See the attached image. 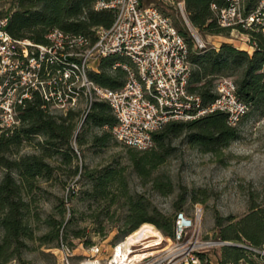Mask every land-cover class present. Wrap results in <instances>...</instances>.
I'll return each instance as SVG.
<instances>
[{
  "label": "trees",
  "instance_id": "16d2710c",
  "mask_svg": "<svg viewBox=\"0 0 264 264\" xmlns=\"http://www.w3.org/2000/svg\"><path fill=\"white\" fill-rule=\"evenodd\" d=\"M95 1L12 0L10 9L4 14L10 18L7 31L14 39H27L37 44H44L45 36L55 29L94 40V29L109 28L114 18L112 12H95ZM256 2L243 0L245 11H252ZM212 4L223 6L224 0H184L187 19L202 35L225 36L230 30L218 27L211 10ZM180 33L185 37V33ZM241 33L247 35L255 45L251 54L227 43L218 49H195L192 41L187 42L192 66L188 91L198 95L204 103H210L214 98L215 82L230 78L235 83L237 97L249 106L247 115L264 116V35L254 29L241 30ZM117 62L128 63L120 56L102 59L98 72L90 73V79L100 87L112 90L122 88L126 73L120 68L112 70ZM79 117L78 108L65 115H51L43 108L40 99L35 97L19 113V125L11 131L0 133V264H11L13 261L27 264L22 254L29 249L28 243L34 241L40 245L55 243L56 249L64 244L60 234L64 225L63 201L55 208L60 221L52 216L42 219L35 207L36 194L42 192L41 184L52 180L57 173L65 172V169L54 167L49 161L58 158L61 165L71 166L77 162L79 148L88 142L93 147H105L113 137L111 129L116 124L108 105L101 102L91 105L77 130ZM237 127H229L226 116L219 113L194 122L169 123L153 135V147L136 152L139 157L131 155L130 162L139 177L147 179L151 171L171 156L172 142L181 136L185 137L188 146L200 153L219 156L238 139ZM93 129L100 130L101 134L94 135L91 133ZM89 133L88 141L86 137ZM25 146L33 147L37 153L21 154ZM128 151L130 154L134 152L131 149ZM69 170L72 176L79 174L81 179L89 182L86 191L88 201H105L111 207L125 199L122 204L127 212L117 220L122 237L126 238L140 226L149 223L163 236L173 239L174 220L152 208L141 195H130L121 170L108 168L99 175L83 172L77 165ZM153 188L164 194L167 186L154 182ZM241 190L244 189L241 187ZM244 191L247 199L244 215H214L213 238L228 243L219 249V264H264V256L252 251H264V185L260 189L250 185ZM191 202H198V199L192 196ZM175 210L182 212V206L175 207ZM107 218L112 220L113 215ZM39 225L48 230L37 237L35 232Z\"/></svg>",
  "mask_w": 264,
  "mask_h": 264
},
{
  "label": "built area",
  "instance_id": "2783aa9c",
  "mask_svg": "<svg viewBox=\"0 0 264 264\" xmlns=\"http://www.w3.org/2000/svg\"><path fill=\"white\" fill-rule=\"evenodd\" d=\"M188 24L184 0H171ZM95 12H112L113 23L94 29V40L84 35L52 30L44 44L14 39L7 31L10 18L0 16V133L19 125V113L35 97L43 108L62 115L74 111L82 101L86 114L94 102L108 105L116 124L113 138L125 147L147 151L153 147V135L169 123H189L208 115L226 116L227 125L237 127L249 112V106L236 95L232 79L215 82L210 103L190 94L188 82L192 71L184 36L156 6H144L142 0H96ZM219 28L252 30L264 35V0H257L246 12L243 0H224L223 6L211 5ZM253 51L255 45L242 33ZM194 48L206 45L193 35ZM120 56L128 63L117 62L112 70L126 73L122 88L112 90L96 85L89 77L98 72L102 59ZM86 116V115H85ZM202 208L193 214L177 213L174 218L173 245L165 255H149L128 264H219L209 261L208 252L228 243L205 240L201 236ZM116 248V247H115ZM114 248V249H115ZM58 251L63 264H73V252L61 244ZM181 261L174 262V252ZM264 256V251L253 250ZM90 256L76 264H102L100 245L88 249ZM106 264H115L112 257Z\"/></svg>",
  "mask_w": 264,
  "mask_h": 264
},
{
  "label": "rangeland",
  "instance_id": "374dc122",
  "mask_svg": "<svg viewBox=\"0 0 264 264\" xmlns=\"http://www.w3.org/2000/svg\"><path fill=\"white\" fill-rule=\"evenodd\" d=\"M144 6L154 5L164 15L169 17L175 28L185 33L186 41H192L193 35L198 36L207 48L218 49L223 43L244 46L245 37L239 31H229L225 36L202 35L189 26L181 17L176 6L171 0H142ZM12 0L0 2V15H4L11 7ZM188 20V19H187ZM48 110V109H47ZM80 117L77 130L86 117V109L81 101L78 106ZM51 115H62L56 110L49 109ZM239 137L230 146L223 150L219 156L202 154L186 144L184 136L172 143L171 156L156 170L151 171L147 179H141L130 162V156L136 155L140 150L127 148L118 143L113 137L105 147H93L89 142L79 148L77 162L69 165H61L60 160H50L54 167H60L65 172H59L48 182L42 183V192L36 194L37 211L42 219L52 216L60 221L61 217L56 213L57 205L64 203V225L61 228V236L64 245L73 252L72 263L90 256L88 249L94 245H100L102 249L99 259L102 264L114 254L113 249L125 237H122V229L117 221L127 212V208L121 203L108 207V202L88 201L86 191L89 182L81 179L79 174L72 176L69 169L77 165L83 172L99 175L108 168L122 171L123 178L128 185L130 195H141L146 202L157 209L162 215L174 220L178 211L175 207L182 206V212L191 216L196 205L202 208V220L200 225L201 236L205 240H213L214 215L223 217L233 215L241 217L246 213V191L252 185L260 189L264 185V116L257 114L246 115L237 127ZM94 135H100L101 131L93 129ZM90 133L87 135L89 141ZM38 141V139L36 140ZM129 149L133 150L129 153ZM37 153L31 146H25L21 154ZM154 182L167 186L166 192L160 193L153 188ZM241 187L244 190H241ZM72 193H74L72 195ZM198 199L192 203L191 197ZM113 215L112 220L107 216ZM67 224V225H66ZM158 233L157 239H150L132 248L135 253L153 252V255L162 257L165 251L174 247L173 240ZM48 230L43 225L38 226L35 232L37 237ZM77 234V236H76ZM29 249L24 251L22 259L27 264H63L61 253L56 249L55 243L40 245L34 241L28 243ZM220 248L208 252L209 259L216 263L215 252ZM174 262L181 261L179 252H174ZM217 261V260H216ZM11 264H17L13 261Z\"/></svg>",
  "mask_w": 264,
  "mask_h": 264
},
{
  "label": "bare ground",
  "instance_id": "6f19581e",
  "mask_svg": "<svg viewBox=\"0 0 264 264\" xmlns=\"http://www.w3.org/2000/svg\"><path fill=\"white\" fill-rule=\"evenodd\" d=\"M158 233L152 226L144 224L140 226L135 232L127 236L118 247L113 249L114 254L111 256L115 264H128L152 255L153 252L135 253L132 248L142 242L150 239H157Z\"/></svg>",
  "mask_w": 264,
  "mask_h": 264
},
{
  "label": "crops",
  "instance_id": "0c3cea01",
  "mask_svg": "<svg viewBox=\"0 0 264 264\" xmlns=\"http://www.w3.org/2000/svg\"><path fill=\"white\" fill-rule=\"evenodd\" d=\"M213 37H215V36H213ZM233 46H235L236 48H239L241 50H244V51L248 52L249 54L252 53V50L248 47V44L246 42H245L244 46H240V47H237L236 45H233ZM208 257H209V255H208ZM220 259H221V253H220V250H218V251L215 252V258H214V260H215L216 263H219ZM209 261L211 263H213L210 259H209Z\"/></svg>",
  "mask_w": 264,
  "mask_h": 264
}]
</instances>
